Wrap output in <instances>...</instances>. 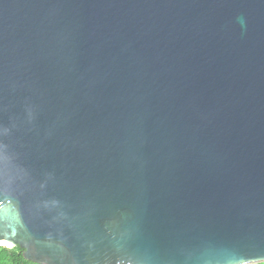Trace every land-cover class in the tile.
<instances>
[{"label": "water", "instance_id": "water-1", "mask_svg": "<svg viewBox=\"0 0 264 264\" xmlns=\"http://www.w3.org/2000/svg\"><path fill=\"white\" fill-rule=\"evenodd\" d=\"M0 242L263 263L264 0H0Z\"/></svg>", "mask_w": 264, "mask_h": 264}, {"label": "trees", "instance_id": "trees-1", "mask_svg": "<svg viewBox=\"0 0 264 264\" xmlns=\"http://www.w3.org/2000/svg\"><path fill=\"white\" fill-rule=\"evenodd\" d=\"M0 264H35V263L25 260L18 246L5 247L0 245ZM259 264H264V262Z\"/></svg>", "mask_w": 264, "mask_h": 264}, {"label": "rangeland", "instance_id": "rangeland-1", "mask_svg": "<svg viewBox=\"0 0 264 264\" xmlns=\"http://www.w3.org/2000/svg\"><path fill=\"white\" fill-rule=\"evenodd\" d=\"M4 242H0V245L5 246V247H11V245L8 244H3Z\"/></svg>", "mask_w": 264, "mask_h": 264}, {"label": "bare ground", "instance_id": "bare-ground-1", "mask_svg": "<svg viewBox=\"0 0 264 264\" xmlns=\"http://www.w3.org/2000/svg\"><path fill=\"white\" fill-rule=\"evenodd\" d=\"M3 244H6V243H3ZM9 245V244H8Z\"/></svg>", "mask_w": 264, "mask_h": 264}]
</instances>
